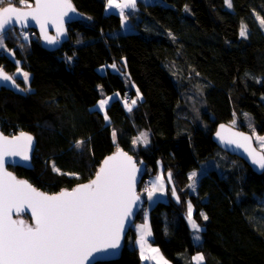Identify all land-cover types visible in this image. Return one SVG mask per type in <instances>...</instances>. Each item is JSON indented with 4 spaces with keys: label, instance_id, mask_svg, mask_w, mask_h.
Wrapping results in <instances>:
<instances>
[{
    "label": "trees",
    "instance_id": "obj_1",
    "mask_svg": "<svg viewBox=\"0 0 264 264\" xmlns=\"http://www.w3.org/2000/svg\"><path fill=\"white\" fill-rule=\"evenodd\" d=\"M72 2L90 20L71 22L68 39L56 50L44 49L38 36L21 38L17 27L4 34L10 54L0 50V66L11 76L21 66L30 80L26 86L15 79L24 95L0 89V129L9 136L25 131L37 141L32 168L9 170L56 193L88 181L103 157L119 148L153 173L160 161L171 190L150 209V243L170 264H193L192 255L199 252L201 264H264V170L255 173L212 140L218 123L232 125L234 119L238 123L232 126L252 134L249 119L264 135V26L258 19L264 18V0H231V7L226 0H137L130 22L109 10L108 0ZM126 22L133 30H126ZM122 75L142 94L131 111L121 95L135 92ZM187 77L202 85L204 124L178 109V80ZM101 90L115 95L105 110L108 120L92 109ZM142 129L149 132V143L134 149ZM218 149L232 160H222L221 172L207 171L195 193L189 192L188 171ZM188 199L202 226L199 243L184 217ZM140 218L141 212L135 221ZM135 237L129 228L117 258L92 264H140Z\"/></svg>",
    "mask_w": 264,
    "mask_h": 264
},
{
    "label": "snow or ice",
    "instance_id": "obj_2",
    "mask_svg": "<svg viewBox=\"0 0 264 264\" xmlns=\"http://www.w3.org/2000/svg\"><path fill=\"white\" fill-rule=\"evenodd\" d=\"M3 3L5 0H0V4ZM7 3L8 6L0 8V33L5 32L6 26L13 21L31 18L40 25L45 39L52 44L56 38L47 36V25L54 24L60 33L63 17L69 11L75 12L70 0H35V7L20 0L29 11L14 7V0H7ZM112 3L113 0H109V6ZM226 3L231 7V0H226ZM135 5L136 0H125L115 6L121 8L123 16L124 8H135ZM258 19L264 26V18ZM246 32V26L242 25L240 35L245 36ZM2 47L3 36L0 35ZM28 78V73L24 72V81L27 82ZM0 80L15 83L13 77L2 69ZM106 103V100H101L99 107L103 109ZM141 138L147 143L146 133H141ZM249 139L243 137L245 143H238L237 146L244 147L253 157V163L264 169V155L257 158L254 151L246 146ZM260 139L264 141V138ZM31 142L32 137L23 133L12 139L0 135V264H84L93 252L117 248L123 222L132 214V206L139 199L134 193L136 168L132 158L122 151L118 152L104 160L89 183L48 195L27 181L17 180L5 169L7 156L29 159L27 152ZM228 143L236 141L229 140ZM195 175L192 173L190 179ZM151 195L152 192H149ZM25 209H30V219L34 224L26 223L24 219H13L14 213L19 214ZM188 216L191 220V204L188 205ZM203 218L208 219L206 215ZM192 227L199 230L195 222H192ZM152 251L158 252L157 249ZM197 259L202 260L203 257Z\"/></svg>",
    "mask_w": 264,
    "mask_h": 264
},
{
    "label": "rangeland",
    "instance_id": "obj_3",
    "mask_svg": "<svg viewBox=\"0 0 264 264\" xmlns=\"http://www.w3.org/2000/svg\"><path fill=\"white\" fill-rule=\"evenodd\" d=\"M20 6H24L20 3V0H16ZM137 1V0H136ZM141 1H149V0H141ZM5 2H7V0H5ZM125 2V0H113L112 6H109V0L107 2V8L109 10H115L119 13H121V8L116 7V4H123ZM26 4H30L29 0L25 1ZM32 4V3H31ZM30 4V5H31ZM17 5V4H16ZM136 6V5H135ZM134 8H124L123 9V16L127 17L128 22H130L129 18V14L132 13V10ZM126 22L128 25L126 26V30L130 31L133 30V27L130 23ZM125 23V24H126ZM18 28V27H17ZM11 29V28H10ZM18 34L21 38L24 39H29V38H36V34L34 32H32L31 29L27 28V29H22V28H18ZM9 30V29H8ZM6 34V31L5 33ZM2 34L3 36V47L0 48V50H5V53L9 51V49L7 47H5L4 44V40H5V35ZM7 36V35H6ZM8 54H10L8 52ZM19 60V59H18ZM17 65L19 63H16ZM110 68L113 71H119V68L112 67V65H110ZM26 72L24 69L21 68V66H18V69L12 74V76L15 79L21 78L23 79V73ZM99 72H104V67L99 68ZM120 72V71H119ZM28 80L27 82L24 81V79L22 81H24V84L26 86H28L29 84V80H30V75L28 74ZM122 77L124 78V81H126V86L129 89H133V91L135 92L134 97H132L131 101H128V103H125V108L127 111H129V107L132 108L133 106H135L137 103L133 104L132 101H140L142 99V94L141 92H139V90L137 89L136 85L132 82L129 81L128 79H126V75H122ZM187 79V80H186ZM183 81V80H181ZM180 80H178L179 83H181V87H182V95H181V102L178 106V109L180 111V113L187 115L188 118L190 120H197L199 124H204L203 121H200V113L202 111V109L204 108L205 102L202 98V94H203V89H202V85L199 81L197 80H193L192 78L189 79L188 77L185 78V80L183 82H181ZM100 93L102 94V97L94 104V106H92L93 110H98L102 115H104L105 117H107V115H105V110L106 107L108 106V102L110 100H112L115 95H105V93L101 90ZM101 100H106L107 103L105 104L104 108L101 109L99 107V103ZM106 119V118H105ZM108 120V117H107ZM232 125H237V120H233L231 121ZM247 127L252 130V135H253V141H255V145L256 147L260 150H264V141H262L260 138H264V135L261 134H257L256 131L253 129V126L251 124V121L248 119L246 121ZM1 130V129H0ZM113 133H115L114 131L111 132V136L113 138V141L116 142V136L113 135ZM141 133H146L147 134V143L143 142V139L141 138ZM17 133H13L11 135H16ZM149 137L150 134L148 131L142 129L137 133V136L135 137V139L133 141H136L135 143H132V146L134 149H136L138 147V145H145L147 146L149 143ZM218 154V155H217ZM220 155V156H219ZM230 158L228 157V155H225V153H222L219 149L216 151V156H212L209 158H206V160L201 161L197 166L195 167V169L188 171V176H189V180L186 183L185 187L187 188V190L191 193H195L196 188H197V182L200 179V177H202L204 174L207 173V171H209L210 169H216L218 171H222L223 168H225L226 164L223 163L224 160H229ZM223 160V161H222ZM232 160V159H230ZM143 167V166H142ZM157 170L155 173L152 172V170L149 167L144 166L145 168V173L142 176L141 181L139 182L137 189L140 192V196L142 195L144 201V205L143 207L139 210L138 213L141 212V220L139 221H135L140 222V223H144L143 219L144 216L147 217V221H149V214H150V209L154 206V204H156L158 201H165V198L167 196L168 190H171V188L169 187V185L167 186V176H166V172L163 171V166H161L160 161L157 163ZM192 173H196L195 177H192L190 179V177L192 176ZM149 178L152 185L151 187H149V191L148 193L145 191L144 187H145V182L146 179ZM155 185V188H153V186ZM149 192H152L151 197L149 196ZM172 192V191H171ZM191 204L190 199L187 200L186 205H185V211H184V217L188 223V226L191 230V235H192V240L195 241V243H199L201 240V230H202V226L199 224V222L196 221V219H194L193 217V213H194V208L192 206V217L191 220L189 219L188 216V205ZM29 220V219H28ZM192 222H195L198 225V229L199 230H195L192 227ZM150 224V221H149ZM135 225V224H133ZM132 229V227H131ZM151 229V227H150ZM136 238V237H135ZM136 246L137 241L133 242ZM141 246H143V243H141ZM153 247V248H152ZM138 248V254L140 255V264H154V263H158V264H164L165 260L164 257L162 256L163 254H160L158 252L155 253H151L150 251H148L147 249H154V246H152L151 244H149L148 246L145 244V246L143 247H137ZM160 251V250H159ZM203 257L202 253H195L194 255H192L191 258V262H193V264H201L202 260H198V257ZM143 257V258H142ZM161 257L163 259H161ZM152 261H151V259ZM149 262V263H148ZM167 264H170L167 262Z\"/></svg>",
    "mask_w": 264,
    "mask_h": 264
},
{
    "label": "water",
    "instance_id": "obj_4",
    "mask_svg": "<svg viewBox=\"0 0 264 264\" xmlns=\"http://www.w3.org/2000/svg\"><path fill=\"white\" fill-rule=\"evenodd\" d=\"M32 7H35V0H31ZM73 8L75 9V12H71L69 11L68 14L66 16L63 17V25H62V31L60 33L57 32V28L54 24L49 23L47 25L46 28V34L47 36L50 37H55L56 38V42L54 44L49 43L46 39H45V33L41 31L40 25L37 24L34 20H32L31 18H28L25 21H13L11 24H9L8 26H6V31L10 28H24V29H31L34 30L37 33V36L39 38V42H41V46L50 51V50H56L60 47V45L65 42L68 37H69V32L67 30L68 25L71 22L77 21V20H84V21H89L90 18H88V16H86L85 14H83L82 12H79L77 10V8H75L72 0H70ZM8 6V4L4 5V7ZM14 7H18L23 11H29L30 9L25 7V6H19V5H14ZM3 8V7H1ZM0 33V35L4 34ZM0 69L3 70V72L9 76H11V74H9L8 72H6L1 66ZM13 77V76H12ZM15 83H13L12 81H3L0 80V89L4 88L6 90H11L16 94H25V89L23 86H21L20 84L17 83V81L15 80V78L13 77ZM17 85L19 87H17ZM223 126V128L221 127ZM21 133L25 134L26 136H31L32 137V142H31V146L28 149L27 155L29 157L28 160H24L21 156H7L5 157V169L7 170V172H10L14 177H16L17 180H22V181H27L29 184H31L33 187H35L38 191L44 192L43 190H40L39 188H37L35 185H33L32 183H30V181H28L25 178H19L15 173H13L12 171L9 170V166H20V167H25V168H32V156L34 153V149L36 146V140L34 135L25 132V131H21L19 133H17L16 135H6L4 134V132L2 130H0V135L6 136L9 139H12L13 137H18L21 135ZM217 133H220V135H217ZM221 137H223V139H221ZM243 137H249L250 139L246 142V146L250 149L253 150L254 153L256 154L257 158L261 155H264V151H262L261 149L259 150L256 145H255V141H253V136L249 131H245L242 130L240 128H236L234 126H232L229 123H218L217 126L215 127V132L212 135V140L213 142H215V144H217L222 150H224L225 152H229L232 155H236L239 156L240 158H242L245 163H247L248 165H250V167L252 168V170L255 173H261L264 169H261L259 167L258 164H254L253 163V157L251 155H249V152L245 150L244 147H238V143H245V141L243 140ZM229 140H234L236 141V143H228ZM124 152L126 153L128 156H130L132 158L133 163L135 164V168H136V172H135V186H134V193L137 197H139L138 200L135 201L134 205L132 206V214L128 217L125 218L124 222H123V230L121 233V237H120V241H119V246L115 249H105L99 252H93L92 255L84 262V264H92L94 262L97 261H102V260H113V258H117L119 256V252L123 246V240L125 238V236L127 235V231L129 230V228L132 227L133 225V221L135 220L136 215L138 214L139 210L142 208L144 200H142L137 186L139 184V182L142 179V176L144 174V167H142V165L137 164L135 157H133L131 154H129L126 150H124L123 148H119L116 151H113L111 153H108V155L104 156L102 161L100 162L99 166H98V170L103 166V162L105 159H107L109 156H113L116 155L118 152ZM97 170V171H98ZM96 174V173H95ZM95 174L88 179V181L86 182H80L77 183V185L73 186L72 188H64L61 190H72L73 188L82 185V184H86L89 183L92 179L95 178ZM170 180V179H169ZM61 190L56 191V193H48V192H44L48 195H55L58 194ZM26 216L29 217V220L26 218ZM31 216V211L30 209H25L24 211H22L19 214H15L13 215V219H24L26 221V223L29 224H34V221L30 219Z\"/></svg>",
    "mask_w": 264,
    "mask_h": 264
},
{
    "label": "crops",
    "instance_id": "obj_5",
    "mask_svg": "<svg viewBox=\"0 0 264 264\" xmlns=\"http://www.w3.org/2000/svg\"><path fill=\"white\" fill-rule=\"evenodd\" d=\"M143 221H144V223H140V222H137L136 224H135V229H134V231L136 232V238L134 239V242L135 241H137V243H139V244H137V247H143V246H145V244L148 246L149 244H151L152 245V243H150L151 242V239H152V232H151V229H150V224H149V221H147V217H145L144 216V219H143ZM140 242L141 243H143V246H141V244H140ZM153 246V245H152ZM153 248V247H152ZM152 248H150V249H147L148 251H150L151 253H155V252H153L152 250ZM154 249H157L158 250V253H160V254H162L160 251H159V249L157 248V247H155L154 246ZM163 256V255H162ZM164 257V256H163ZM151 259V258H150ZM164 260L166 261V262H168V260H166L165 258H164ZM151 261H152V259H151ZM149 263V262H148ZM169 263V262H168ZM147 264V263H146ZM154 264H156V263H154ZM158 264V263H157Z\"/></svg>",
    "mask_w": 264,
    "mask_h": 264
},
{
    "label": "built area",
    "instance_id": "obj_6",
    "mask_svg": "<svg viewBox=\"0 0 264 264\" xmlns=\"http://www.w3.org/2000/svg\"><path fill=\"white\" fill-rule=\"evenodd\" d=\"M131 97H132V93L128 89H126V90H124V93L121 95V101L128 102L131 99ZM144 173H145V168H144ZM145 184L146 185H145L144 189L148 193L149 187H151V185H152L149 178L146 179Z\"/></svg>",
    "mask_w": 264,
    "mask_h": 264
},
{
    "label": "bare ground",
    "instance_id": "obj_7",
    "mask_svg": "<svg viewBox=\"0 0 264 264\" xmlns=\"http://www.w3.org/2000/svg\"><path fill=\"white\" fill-rule=\"evenodd\" d=\"M33 32H35L34 30H32ZM36 34V33H35ZM263 151V150H262ZM138 192H139V190H138ZM139 194H140V192H139ZM141 198H142V200H144L143 199V197H142V195H141ZM145 201V200H144ZM143 205H144V203H143ZM143 207V206H142ZM133 224H136V222H135V220L133 221ZM132 228H134L135 229V225H132Z\"/></svg>",
    "mask_w": 264,
    "mask_h": 264
}]
</instances>
